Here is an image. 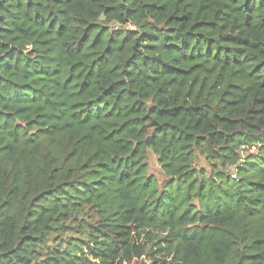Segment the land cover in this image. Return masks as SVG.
<instances>
[{"label": "trees", "instance_id": "trees-1", "mask_svg": "<svg viewBox=\"0 0 264 264\" xmlns=\"http://www.w3.org/2000/svg\"><path fill=\"white\" fill-rule=\"evenodd\" d=\"M145 255L264 264V0H0V264Z\"/></svg>", "mask_w": 264, "mask_h": 264}, {"label": "rangeland", "instance_id": "rangeland-1", "mask_svg": "<svg viewBox=\"0 0 264 264\" xmlns=\"http://www.w3.org/2000/svg\"><path fill=\"white\" fill-rule=\"evenodd\" d=\"M150 163H151V170L153 172H155V174L158 176L159 179H163L164 178V173L162 172V170H161V168H160V166L158 164L156 156H154L153 154L150 157ZM151 262L152 261L150 260V257L145 255L142 258V260H140V261L135 260L133 262V264H152Z\"/></svg>", "mask_w": 264, "mask_h": 264}]
</instances>
